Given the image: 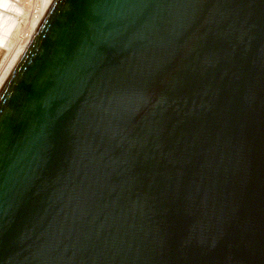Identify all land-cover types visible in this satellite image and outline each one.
Masks as SVG:
<instances>
[{
    "label": "water",
    "instance_id": "1",
    "mask_svg": "<svg viewBox=\"0 0 264 264\" xmlns=\"http://www.w3.org/2000/svg\"><path fill=\"white\" fill-rule=\"evenodd\" d=\"M0 264H264V0H52L0 88Z\"/></svg>",
    "mask_w": 264,
    "mask_h": 264
},
{
    "label": "rangeland",
    "instance_id": "2",
    "mask_svg": "<svg viewBox=\"0 0 264 264\" xmlns=\"http://www.w3.org/2000/svg\"><path fill=\"white\" fill-rule=\"evenodd\" d=\"M44 0H0V75Z\"/></svg>",
    "mask_w": 264,
    "mask_h": 264
},
{
    "label": "bare ground",
    "instance_id": "3",
    "mask_svg": "<svg viewBox=\"0 0 264 264\" xmlns=\"http://www.w3.org/2000/svg\"><path fill=\"white\" fill-rule=\"evenodd\" d=\"M52 0H44L41 7L39 8L37 15L34 17L31 24L28 26L27 30L25 31L24 39L18 42L14 53L9 59L5 69L0 75V88L5 81L6 77L8 76L9 72L11 71L12 67L14 66L16 60L18 59L19 55L21 54L22 50L24 49L25 45L27 44L28 40L30 39L31 35L33 34L34 30L36 29L37 25L39 24L41 18L43 17L45 11L47 10L48 6L50 5Z\"/></svg>",
    "mask_w": 264,
    "mask_h": 264
}]
</instances>
